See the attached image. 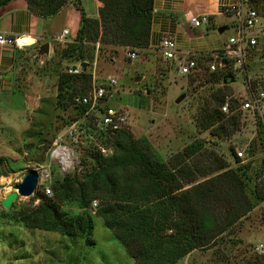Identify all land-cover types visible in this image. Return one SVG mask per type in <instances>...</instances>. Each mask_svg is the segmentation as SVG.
I'll return each mask as SVG.
<instances>
[{
    "label": "rangeland",
    "instance_id": "rangeland-1",
    "mask_svg": "<svg viewBox=\"0 0 264 264\" xmlns=\"http://www.w3.org/2000/svg\"><path fill=\"white\" fill-rule=\"evenodd\" d=\"M78 2L86 13L81 0ZM67 6L48 19L41 18L45 21L52 19L50 27L56 29L53 17L60 19ZM77 10L80 18V10ZM219 18L228 21V27L223 30L226 38L236 33L232 25L234 14ZM72 37L69 34L63 37L65 40L60 37L52 39L49 53H39L38 46L33 51L26 50L17 70L18 86L14 97L11 103L0 107V198L13 190L28 169L36 168L39 172L34 193L18 194L10 214V208L0 203V264H133L134 261L104 224L103 218L95 213L97 208L92 202L96 200L97 207L99 198H93L86 207L94 222L92 236L95 244L91 246L85 244L83 236L72 239L59 231L29 228L11 217L19 210H29L37 205L41 198L39 192H48L47 187L53 179L61 178L65 173L80 174L92 165L86 157L91 141L79 125L82 121L80 113L73 107L62 109L56 104L58 74L71 67L60 57V49ZM117 52H110L107 46L102 48L90 70L95 72L98 82L106 81L109 75L115 76L117 88L111 103L124 106L132 136L148 139L153 158L169 164L180 156L185 163L193 164L197 173L192 183L217 173L212 169L215 157L223 158L234 168L242 163L236 160L231 148L235 144H244L253 135L252 141L256 140L257 133L250 118L238 116V128L232 131L227 127L229 134L213 135L208 129L200 130L196 125L195 117L203 97L220 86V81L209 79L207 73L198 79L177 73L178 62L164 59L158 49L150 53L147 49L137 51L134 57H130L127 48L119 45ZM230 84L231 89L245 93L240 72L235 73ZM180 94L183 96L176 100ZM74 117L77 121H73ZM196 138L201 142L199 150L190 156L183 154V148ZM55 147L67 152L68 164L52 155ZM263 157L264 152L258 151L251 158L249 174L252 178L246 187L249 194L254 181L259 178L254 172L262 168L264 175ZM82 158H86L87 164L80 163ZM205 170L206 173L201 174ZM61 207L70 213L82 210L73 200L64 202ZM260 243L264 246V200L256 203L210 244L192 249L174 264H262L264 254L255 249Z\"/></svg>",
    "mask_w": 264,
    "mask_h": 264
},
{
    "label": "trees",
    "instance_id": "trees-1",
    "mask_svg": "<svg viewBox=\"0 0 264 264\" xmlns=\"http://www.w3.org/2000/svg\"><path fill=\"white\" fill-rule=\"evenodd\" d=\"M7 1L0 0V4ZM101 2L98 16H89L78 0H27L33 13L47 19L65 5L73 4L80 10L76 33L60 49V57L71 67L77 62L86 65L78 72L69 68L59 72L56 104L62 109L73 107L80 113L79 125L91 141L86 157L92 165L80 174L65 173L53 179L48 192H39L37 205L9 216L29 228L59 231L72 239L83 236L85 244L91 246L95 244L94 222L86 207L93 198H99L95 213L123 244L133 264H174L192 249L210 244L264 200V175L262 168L254 172L259 178L249 194L246 187L252 178L249 174L252 160L234 168L223 158L215 157L212 169L217 173L192 183L197 173L193 164L185 163L180 156L169 164L157 160L151 156V144L145 136L136 139L126 127L114 132L103 130L97 125L94 113L85 114L88 105L74 98L90 89V65L102 48L107 46L113 53L119 45L127 51L138 49V53L158 49L151 47L149 41L153 0ZM249 5L264 15V0H249ZM211 78L219 79L214 73L210 74ZM230 92V86L223 83L203 97L195 117L200 130L208 129L211 134L220 135L229 134L227 127L232 131L238 128V117L226 115L220 108ZM72 119L77 121L76 117ZM257 137L264 147V130L260 126ZM256 142H250L251 152L256 151ZM97 143L110 147L111 153L102 154L96 148ZM200 146V139L196 138L183 148V154L190 156ZM261 162L264 166V157ZM80 163L87 164L86 158ZM205 173L206 170L201 172ZM72 200L81 211L70 213L61 207ZM12 210L10 207L9 214Z\"/></svg>",
    "mask_w": 264,
    "mask_h": 264
},
{
    "label": "built area",
    "instance_id": "built-area-1",
    "mask_svg": "<svg viewBox=\"0 0 264 264\" xmlns=\"http://www.w3.org/2000/svg\"><path fill=\"white\" fill-rule=\"evenodd\" d=\"M222 12L235 15L232 25L236 33L229 35L220 48L209 51H191L183 60H180L175 40L171 35L162 36L157 48L164 59L179 60L177 73L182 75L198 79L203 73H214L219 77L218 81L221 84L231 85L230 81L234 79L235 73L240 72L245 93L231 89L220 108L226 115L234 114L237 117L242 115L244 118H250L255 127V133H257L259 126L264 130V15L260 14L255 7L250 6L249 0L224 3ZM210 15L207 11H201L192 14L189 22L194 27L205 26L211 21ZM68 33L69 29L65 27L58 37L63 39ZM34 42L35 40L30 41V36L27 34L0 33V44L9 43L22 47ZM127 54L134 57L137 51L136 49L127 51ZM81 63L77 62L68 70L80 71L83 67ZM90 71L91 87L86 93L75 96V101L88 105L85 114L94 113L97 125L103 130L114 132L123 127L129 128L130 120L124 106L111 103L117 88L115 87L117 83L115 76L109 75L106 81L98 82L95 72ZM252 137L244 144H235L233 147L234 156L239 158L240 162L253 158L258 151L264 152V147L261 146L257 136L255 138L256 151H250ZM96 148L102 154H109L112 151L110 147L101 143H97ZM59 153L57 156L61 160L65 155L68 159L67 152L61 150ZM47 189L49 190L48 187ZM92 205L97 208L96 200L92 202ZM255 249L260 254H264L262 243L255 245Z\"/></svg>",
    "mask_w": 264,
    "mask_h": 264
},
{
    "label": "crops",
    "instance_id": "crops-1",
    "mask_svg": "<svg viewBox=\"0 0 264 264\" xmlns=\"http://www.w3.org/2000/svg\"><path fill=\"white\" fill-rule=\"evenodd\" d=\"M235 0H153V13L150 31V46L157 48L164 35H171L178 49L177 54L183 60L191 51H209L220 48L227 39L217 28L228 27V21L221 20L223 4ZM84 10L91 16H98L101 0H81ZM207 11L211 15L209 24L194 27L189 18L192 14ZM56 20L58 28L52 29V19L45 21L33 13L27 0H8L0 4V33L27 34L34 43L22 47L13 44H0V107L8 105L17 89L19 64L23 61L26 50L33 51L35 46L44 41L56 39L63 28L67 27V35L74 36L79 23V11L74 5L66 7L63 16ZM232 22V21H231ZM226 27V28H227ZM225 28V29H226ZM224 29V30H225ZM64 39V38H63ZM118 53V52H116ZM117 57L113 56L115 59ZM179 60H173L177 63Z\"/></svg>",
    "mask_w": 264,
    "mask_h": 264
},
{
    "label": "water",
    "instance_id": "water-1",
    "mask_svg": "<svg viewBox=\"0 0 264 264\" xmlns=\"http://www.w3.org/2000/svg\"><path fill=\"white\" fill-rule=\"evenodd\" d=\"M227 26L221 25L217 28L219 32H222ZM50 51V43L49 41H45L39 44L38 46V52L39 53H49ZM84 67L86 64L85 62L81 63ZM183 94H180L176 98V100H179ZM39 181V172L36 168L28 169L22 176V179L20 182L16 183L14 185V189L9 191L7 194L2 196L0 198V202L3 207L10 208L13 200L18 196V194L21 195H30L34 193V190L37 186V183Z\"/></svg>",
    "mask_w": 264,
    "mask_h": 264
},
{
    "label": "bare ground",
    "instance_id": "bare-ground-1",
    "mask_svg": "<svg viewBox=\"0 0 264 264\" xmlns=\"http://www.w3.org/2000/svg\"><path fill=\"white\" fill-rule=\"evenodd\" d=\"M59 154H60V153H59L58 148L55 149V150L52 152V155H53V156H57V155L59 156ZM66 157H67V156L65 155V156L62 158V161H64L66 164H68L69 160L66 159ZM66 164H65V165H66ZM63 165H64V164H63ZM13 189H14V188H13Z\"/></svg>",
    "mask_w": 264,
    "mask_h": 264
}]
</instances>
